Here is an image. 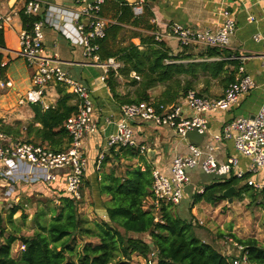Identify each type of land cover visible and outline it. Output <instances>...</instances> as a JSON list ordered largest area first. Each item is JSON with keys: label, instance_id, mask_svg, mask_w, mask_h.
<instances>
[{"label": "trees", "instance_id": "1", "mask_svg": "<svg viewBox=\"0 0 264 264\" xmlns=\"http://www.w3.org/2000/svg\"><path fill=\"white\" fill-rule=\"evenodd\" d=\"M114 1L123 10L119 21L125 20L127 10L134 15L132 5L125 0ZM144 15L150 19L153 12L147 9ZM20 16L23 25L29 27L42 14L26 15L21 11ZM145 26L153 28L150 22ZM120 30L119 24L111 23L106 36L98 42L102 59L115 57L121 62L118 69H109L105 77L113 98L121 105L151 100L177 102L188 90L194 89L200 75L217 77L226 72L229 63L238 65L231 60L197 61L185 53L174 54L167 41H158L154 35L141 37L143 48L133 42L115 48L112 41ZM0 43L5 46L2 32ZM222 49L208 47L206 55L221 54ZM2 58L0 52V62ZM135 74L140 79L135 78ZM121 78L127 80L130 91L121 92ZM160 85L164 90L154 98L151 91ZM56 91L59 97L54 105L44 108L39 102L30 104L34 117L24 130L21 122L1 123V128L15 137L25 132V139L45 143L57 151L65 149L70 142L65 122L77 112L79 104L76 96L67 92L63 84H57ZM109 151L98 169L102 174L99 191L107 196V200H103L105 218L91 219L81 213V200L60 189L56 197L42 196L37 200L32 218L34 231L27 235L21 234V226L14 220V214L21 209L23 217H27L24 205L12 204L7 214V224L11 228L0 219V237L4 238L0 241V264H127L126 260L140 264L132 263L133 255L145 257L153 247L158 251V264H234V256L223 253L197 234L192 219L174 214L171 210L174 205H163L160 220H156L150 202L153 197V168L150 164L145 162V168L140 164L128 165L123 175H117L114 170L102 171L110 155L117 157L122 153L124 157H141L139 150L122 146L118 150L112 147ZM240 180L235 174L215 180L203 191L195 193L193 206L202 201L219 204L227 200L224 191L232 186L237 188L236 197L247 192L256 199L260 192L264 199V189L257 191L246 183L240 184ZM95 212L97 216L102 214L100 210ZM144 233L150 236V242L139 236ZM231 235L246 246L247 263L264 264V243L256 237ZM90 237L98 241L89 240ZM17 241L25 244V248L18 256H13V244Z\"/></svg>", "mask_w": 264, "mask_h": 264}, {"label": "built area", "instance_id": "2", "mask_svg": "<svg viewBox=\"0 0 264 264\" xmlns=\"http://www.w3.org/2000/svg\"><path fill=\"white\" fill-rule=\"evenodd\" d=\"M106 1L77 0L78 8L67 9L45 0H23L20 8L8 10L0 8V33H4L14 17L20 16L21 11H24L26 15L42 14V17L31 23L29 27L22 23L23 28L19 37L20 48L17 55L22 57L32 69V87L26 98L20 97V102H39L44 108H48L50 104L45 101L47 91L49 88H56V85L60 83L65 86L67 92L76 96L79 104L77 112L65 122L70 142L63 150L57 151L45 143H35L15 137L5 132L0 123L1 175L12 180L13 183L19 179L50 183L63 172L66 178V191L78 200L82 198V187L87 168L85 139L88 134L96 133L99 129L95 115V103L91 89L86 84L73 79L70 73L64 70L58 53L54 55L45 53V28H54L73 44L82 45L90 64L99 66L105 71L104 80L109 69L116 70L121 66V62L115 57L104 60L100 54L101 45L98 40L106 36L107 28L112 23L103 15V5ZM147 2L148 0H136L132 4V10L136 16L145 13ZM249 19H254V17L251 16ZM236 30V19L227 16L216 31L209 28L198 30L174 22L164 31L153 34L158 41L174 38L183 48L198 45L222 49L229 45L230 36ZM253 38L264 44V32L254 33ZM5 47L0 43V52H4ZM8 67L9 59L3 56L0 62V90L13 87V80L7 75ZM239 71L242 72V76L230 82L220 97H210L199 93L196 89H190L184 95L183 103L180 104L154 100L122 104L120 106L121 118L116 122V130L107 138L106 149L102 150L97 157V167L100 168L107 154L106 150L109 151L112 147L117 149L129 146L139 150L141 154L146 152L148 146L138 136L139 133L135 126V123L139 121H150L157 126H168L185 137L192 130L206 133L209 130V120L206 116L208 112H223L230 109L242 95L257 87L256 81L245 72L243 65L239 66ZM133 76L140 79L137 74ZM184 103L194 110L193 115L183 114ZM213 139L217 142L232 140L238 154L228 156L226 160L220 162L214 154L216 146L211 144L208 147L206 158L202 161L203 169L222 177L229 176L234 167L238 165L239 155L250 156L252 159L250 170L238 171L236 176L255 190H263L264 177L258 181L251 177V173L264 168V105L254 116H238L225 123L221 132L213 135ZM189 150V154H177L174 157L170 174H165L159 169L152 171L151 205H153L157 221L160 220L163 205L180 204L184 189L190 183L187 168L196 166L201 156L206 155L195 142H190ZM10 187L12 188L11 185ZM11 192V189L8 190L6 195L10 196ZM3 201L0 195V207ZM200 222L204 223L202 220ZM262 238V243H264V237ZM20 247L24 249L25 244L19 245ZM223 247L225 254L234 256V264L247 263L246 246L233 236L226 237ZM158 257V251L153 247L143 259L145 264H158Z\"/></svg>", "mask_w": 264, "mask_h": 264}, {"label": "crops", "instance_id": "3", "mask_svg": "<svg viewBox=\"0 0 264 264\" xmlns=\"http://www.w3.org/2000/svg\"><path fill=\"white\" fill-rule=\"evenodd\" d=\"M45 1L61 5L67 9L78 8L77 0ZM125 1L132 5L136 0ZM22 5L23 0H0V8L3 10L20 8ZM119 6L120 4L114 0H107L103 5V15L111 20L112 23H117L121 26V30L118 32L116 39L112 41V45L115 48L130 42L143 48L141 37L147 38L150 35H154V32L164 31L168 25L174 22H179L198 30L209 28L216 31L223 24L227 16L236 19L237 30L231 36L229 45L222 49L223 51L221 54L206 55L207 48L198 45L183 48L174 38H167L165 41L171 46L174 54L185 53L189 55L192 60L201 61L206 59L209 61H217L225 59L238 63V65H236V63H229L226 66V72L217 77L200 75L194 89L201 94L210 97H220L223 95L228 84L242 76V72L239 71V66L241 65L245 67V72L250 74L256 81L257 87L252 89L249 93L242 95L239 101L230 109L223 112H208L206 116L209 120V130L201 141L195 142L201 147L202 142L207 138L205 146L214 144L216 146L215 153L221 160H226V158L231 155H237L238 152L232 140L217 142L213 139V135L221 132L225 123L234 120L238 116H254L261 106L264 105V44L253 38L254 33L264 32V0H148L145 10H152L153 16L150 19L144 15L145 13L141 16H136L133 10L132 12L134 15H132L131 11L127 10L124 14V17H126L124 21H119V16H121L123 11L119 9ZM251 16L254 17V19L250 20L249 18ZM16 20H18V26H16ZM146 22H150L153 28H147L145 26ZM22 28L21 17L16 15L12 23L6 27L3 33L6 49L2 53L4 57L9 59L7 75L13 80V87L0 90V97L5 96L8 101L10 90H17V80L24 84V90L26 92H24L25 94L22 93L23 91L17 92V96L19 97L17 104L9 103L4 105L2 108H7L4 112H2L0 108V123L17 124V122H21L24 130L25 125L33 119L34 111L27 104H31L30 101L20 102V97L23 96L26 98L32 87V69L22 57L17 55L20 48L19 37ZM129 32H131V34H129ZM124 34H126L125 40H123ZM11 35L16 37L15 41L9 38ZM45 35V53L47 55L58 53L63 68L65 67L71 76H76V74H78L77 76L80 75L79 77L81 80L86 82V85L92 92L99 129L96 133L88 134L85 139L87 168L82 187V198L80 199L81 203L79 210L81 213L90 216V218L91 212L95 214V210H100L102 214L99 216L95 214V218H105L103 200H107V196L101 195L99 191V179H101L102 174L101 172L98 173L97 157L102 150L106 149L108 136L116 130V122L121 118V104L113 98L110 88L105 83V79L103 80L105 71L99 66L90 64L82 47L75 46V44L60 33V31L51 27L45 28ZM12 74L17 75V79H13ZM120 80L122 85L120 88L121 92L126 93L130 91L131 86H126L125 81L127 80L123 78ZM28 81H30V83L25 85ZM163 90L164 86L160 85L152 89L151 93L154 98H157L161 95ZM47 93L45 101L50 105H54L59 97L56 88H49ZM183 100L184 99L181 98L175 103H183ZM17 105H20V107ZM10 108H12L11 111H9ZM15 110H22L21 113L16 114L15 118H13L17 120L11 118ZM6 112H8V114ZM183 114L185 116H191L194 114V110L188 104L184 103ZM135 126L139 133L138 136H140L141 140L148 146L146 152L141 154V157L133 158L124 157L122 153L117 157L110 155V160L103 167L102 171L108 172L114 170L117 175H123L128 165L140 164L145 168L146 162L150 164L153 169H159L161 172L169 174V172H171L170 151L175 142L174 140H178V142L174 144L176 148L174 153L183 155H186L188 151L190 152L189 144L190 142H194L187 136L179 135L168 126H157L150 121H139L135 123ZM23 130L22 132H24ZM118 149L119 148L116 150ZM108 153H110V151H108L107 154ZM1 166L2 164L0 161V168ZM251 167V157L239 155L238 165L234 167L231 174L236 175L238 171L247 172ZM121 168L123 172L120 170ZM251 177L261 181L264 177V168L252 172ZM242 184H245V181H243ZM205 186L198 191H203ZM10 189L12 190L11 195L7 196L6 192ZM60 189L66 190V178L63 172L55 181L50 183L40 180L30 181L28 179H19L13 183L12 180L2 176L0 170V195L2 199H4L0 209L5 205L4 202L8 201L10 208L12 204L24 205V211L27 214L28 208H31L33 204L37 208V200L39 198L42 196L56 197ZM4 194L7 200H5ZM25 198L26 200H24ZM150 202H152V199H150ZM200 204L201 202L192 207L194 215L197 214V206ZM18 212L22 215L23 210L21 209L16 213ZM16 219L17 218H14L16 224L20 226ZM200 237L208 241L207 236L201 235ZM258 239L260 240V238ZM3 240L4 238L0 237V241ZM219 241L221 240L212 239V242H208L215 245L219 244ZM224 241L220 242L221 244L219 245L223 247ZM222 252L224 251L222 250Z\"/></svg>", "mask_w": 264, "mask_h": 264}, {"label": "rangeland", "instance_id": "4", "mask_svg": "<svg viewBox=\"0 0 264 264\" xmlns=\"http://www.w3.org/2000/svg\"><path fill=\"white\" fill-rule=\"evenodd\" d=\"M16 26H18V20H16ZM131 34V32H129ZM11 40L16 39L14 35H11L9 37ZM123 40L126 38V34L123 35ZM231 38V36H230ZM75 46H80L83 48L82 45H75ZM79 47V48H80ZM84 49V48H83ZM87 58V57H86ZM88 59V58H87ZM89 61V59H88ZM65 71H68L64 67ZM73 76V79L82 82L86 84L79 76ZM13 79H17V75L12 74ZM32 77V75H31ZM126 86L127 85V81ZM30 81L26 82L25 85H28ZM17 90H10V94L8 96V101L6 100L5 96L0 97V108L1 111L4 112L5 109L7 108H2L6 104H17L19 97L17 96V92H26L24 90V84L20 83L19 80H17ZM158 90V89H157ZM25 94V93H24ZM47 96V94H46ZM35 103V102H31ZM28 106L31 105L27 103ZM20 107V105H17ZM27 106V105H26ZM25 109V108H24ZM12 108L9 109L11 111ZM20 110V109H17ZM14 111V114L11 116V118H15L16 114H19L22 112L21 111ZM8 114V112H6ZM17 120V119H13ZM20 138L25 139V132L23 133ZM178 138V137H175ZM174 144L178 142L177 139L174 140ZM207 141V138L204 139L202 142L201 148L206 153V155H202L201 158L199 159V163L194 166V167H188L187 168V174L190 177V183L185 187L184 192L185 195L181 200V203L178 205H174L171 210L176 214L177 216L183 217V218H190L192 219L194 224V230L198 232V234L205 235L207 236L208 241L212 242V239L215 240H221L220 242H223L226 238V236H229L231 234L236 235L240 238H246V237H257L262 239L264 237V199L262 198V195L260 192L257 193V198L253 199L249 193L245 192L243 193L242 197H236L234 192L233 194V200L229 201L224 200L220 202L219 204H211L208 202L202 201L200 205L197 206V214L194 215L192 212V207H193V200H194V195L195 193L199 192L198 190L202 188L205 185L213 183L215 180H218L222 178V176L214 174V173H208L206 172L203 167H202V161L206 158L207 152H208V146H205V143ZM173 144L172 150L170 151V156H171V167H172V162L174 157L177 155V153H174V150L176 149ZM108 152V150H106ZM190 152L188 151L187 154ZM215 156L218 158V160H221L217 154L214 151ZM122 171V168L120 169ZM171 171V169H170ZM123 172V171H122ZM171 172H169L170 174ZM242 180L240 181V184H242ZM4 188V187H3ZM5 200H7L5 194L3 195ZM8 196V195H7ZM26 197V196H23ZM26 200V198L24 199ZM200 203V202H199ZM4 206L0 209V219L3 220V224L7 225L8 228H11L10 225L7 224V214L9 210V204L8 201L4 202ZM36 209V206L33 204L31 208H28V213L27 217L24 218L23 215L20 214V212L16 213L14 218H17V222L21 226V234H32L34 231V224L32 221V215L34 214ZM90 217V216H89ZM95 214L91 212V218H95ZM101 217H99L100 219ZM203 221L204 223H201L200 221ZM235 231V232H234ZM140 237L144 238L147 241H151V238L148 234H139ZM232 236V235H231ZM213 237V238H212ZM89 240H92L94 242H97V238H88ZM262 242V240H261ZM20 241H17L15 244H13L12 248V255L13 256H18L21 250V247L19 248V245L21 246ZM219 244H215L216 247L222 251L223 247L220 246ZM140 262V264H145L144 259L141 255L135 254L133 255L132 258V263H137ZM247 264V263H244Z\"/></svg>", "mask_w": 264, "mask_h": 264}, {"label": "water", "instance_id": "5", "mask_svg": "<svg viewBox=\"0 0 264 264\" xmlns=\"http://www.w3.org/2000/svg\"><path fill=\"white\" fill-rule=\"evenodd\" d=\"M206 135V133H199L197 130H192V131H189L187 133V137H189V139L191 141H194V142H199L203 139V137ZM237 191V188L235 186H232L228 189H226L224 191V196L229 200V201H232L233 200V194L234 192ZM70 259V257L68 258V260ZM126 263L127 264H131V261L129 260H126Z\"/></svg>", "mask_w": 264, "mask_h": 264}]
</instances>
